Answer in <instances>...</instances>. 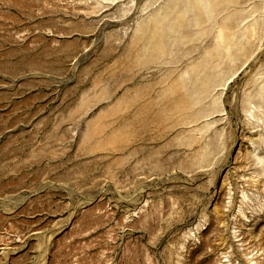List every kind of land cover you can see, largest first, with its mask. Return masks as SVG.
<instances>
[{"label":"rangeland","instance_id":"1","mask_svg":"<svg viewBox=\"0 0 264 264\" xmlns=\"http://www.w3.org/2000/svg\"><path fill=\"white\" fill-rule=\"evenodd\" d=\"M0 264H264V0H0Z\"/></svg>","mask_w":264,"mask_h":264}]
</instances>
